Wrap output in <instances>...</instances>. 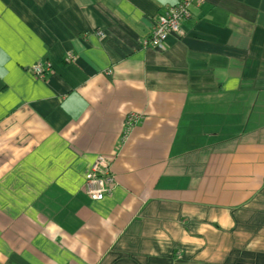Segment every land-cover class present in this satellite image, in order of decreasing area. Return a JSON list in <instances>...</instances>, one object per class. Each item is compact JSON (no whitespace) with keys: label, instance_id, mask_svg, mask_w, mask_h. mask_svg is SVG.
Instances as JSON below:
<instances>
[{"label":"crops","instance_id":"1","mask_svg":"<svg viewBox=\"0 0 264 264\" xmlns=\"http://www.w3.org/2000/svg\"><path fill=\"white\" fill-rule=\"evenodd\" d=\"M179 1L0 0V264H264V0Z\"/></svg>","mask_w":264,"mask_h":264},{"label":"built area","instance_id":"2","mask_svg":"<svg viewBox=\"0 0 264 264\" xmlns=\"http://www.w3.org/2000/svg\"><path fill=\"white\" fill-rule=\"evenodd\" d=\"M204 0H182L170 7H159V16L154 23L150 36L142 43L143 50L155 49L163 51L169 37L181 35L183 25L191 18V9L200 7ZM75 58L68 56L67 62L73 63ZM51 71L49 64H37L32 68L35 78L44 80ZM138 118L131 116L127 121L128 130L135 126ZM114 178L109 163L98 155L91 166L86 178V195L93 202H101L107 196L112 195Z\"/></svg>","mask_w":264,"mask_h":264}]
</instances>
